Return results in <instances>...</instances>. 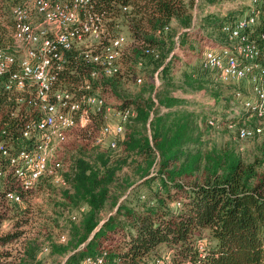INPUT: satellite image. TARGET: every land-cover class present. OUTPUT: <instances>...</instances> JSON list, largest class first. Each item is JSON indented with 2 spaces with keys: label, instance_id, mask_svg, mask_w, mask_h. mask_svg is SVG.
<instances>
[{
  "label": "trees",
  "instance_id": "obj_1",
  "mask_svg": "<svg viewBox=\"0 0 264 264\" xmlns=\"http://www.w3.org/2000/svg\"><path fill=\"white\" fill-rule=\"evenodd\" d=\"M111 1L102 0L99 12L115 19L121 12L119 5L129 4V35L137 44L130 47L124 75L120 69L115 76L101 78L93 89L98 86L99 95L113 97L120 108L132 107L135 116L125 126L115 150L90 149L86 134L74 133L83 143L76 145L67 168H63L66 186H58L59 200L72 211L68 232L53 239L41 227L28 236L22 229L26 219L21 217L15 231L0 234V264H46L40 253L46 254L51 264L62 257H66L64 264H80L84 258L102 253L104 264H142L162 252H170L171 264H264V146L259 145L250 161L242 158L235 145L204 148L198 115L176 109L183 101L166 94L175 86L167 79L173 57L166 61L175 38L180 48L201 39L197 30L188 32L192 26L188 9L182 0H113V7ZM21 2L0 0V17H8L11 30V10ZM230 17L218 24H205L219 34L221 43V28ZM172 20L178 22L181 32L172 28L156 34ZM10 34L0 20V51L12 45ZM148 67L151 70L146 74ZM68 68L59 77L68 85L79 83L89 73L73 52ZM154 72L165 83L160 92L147 82L135 95L122 93L123 77L128 81L138 73L142 79H149ZM204 83L202 78L185 74L181 86L201 90ZM12 109L0 89V134L20 125V120L11 118ZM92 120L101 123L100 115ZM124 168L130 172L123 173ZM132 177L142 180L141 185L132 188ZM45 184L53 183L42 178L36 188ZM142 185L150 189L148 198L135 193ZM21 205L11 208L0 199V222L28 212ZM107 207L111 212L101 221ZM62 235L64 242L59 241ZM14 241H19L21 248L12 255L4 247ZM199 242L203 243L202 250Z\"/></svg>",
  "mask_w": 264,
  "mask_h": 264
},
{
  "label": "built area",
  "instance_id": "obj_2",
  "mask_svg": "<svg viewBox=\"0 0 264 264\" xmlns=\"http://www.w3.org/2000/svg\"><path fill=\"white\" fill-rule=\"evenodd\" d=\"M101 1L22 0L11 10L12 45L0 51V89L13 105L11 118L20 120V125L0 134V199L8 207L23 205L42 178L65 187L63 163L57 157L60 145L69 132L85 131L93 117L106 109L105 99L93 86L120 72L129 39L106 32L105 14L98 7ZM114 4L112 0L111 7ZM236 4L230 12L237 14L221 28L223 43L204 48L200 69L231 87L229 103L236 109H229L234 116L223 126L233 134L237 151L243 154L245 143L264 146V0H238ZM119 7L123 13L131 9L129 4ZM169 30L164 26L156 34ZM72 52L89 73L67 90L59 88V77L69 71ZM154 77L157 83L156 74ZM136 83H141V78ZM134 116L132 107L117 109L115 123L103 124L94 146L115 150ZM207 124L218 128L215 118ZM16 221L3 219L0 234L15 231ZM59 241L64 242L65 237L60 236ZM17 242L4 249L12 253ZM202 247L199 242V250ZM104 257L105 253L86 257L80 264H104ZM142 264H171V254L162 252Z\"/></svg>",
  "mask_w": 264,
  "mask_h": 264
},
{
  "label": "rangeland",
  "instance_id": "obj_3",
  "mask_svg": "<svg viewBox=\"0 0 264 264\" xmlns=\"http://www.w3.org/2000/svg\"><path fill=\"white\" fill-rule=\"evenodd\" d=\"M182 1L188 9V13L191 15L192 26L189 28L190 31L188 32H193V29L195 31L197 30L199 34H201L200 37L203 40L200 39L199 42H194L191 44V46H184L182 48L179 47L178 41L175 42L172 52L170 53L172 54L171 57L173 58L169 68V75L167 76L168 81L171 83L173 82L175 86L169 87L166 94L183 101L176 107V109L190 111L198 115L197 126L201 133L202 144L204 148H221L230 145L237 146V144L232 139L233 134L229 133L223 126L230 115L234 116V114H231L229 109H236L232 103H229L232 100L231 87L220 84L212 75L202 72L200 69V60L202 52L206 46H210L211 44L219 45L222 42L219 40V34L217 35V33H214L212 30H210V28L207 29L205 24H218L220 21L228 17V15L235 16L237 13H231L230 11L236 9V2L238 0H215L214 3H211L209 0ZM131 9L126 13L121 11L119 16L115 19L113 17L107 18V16L104 19V27L107 33L113 36L122 34L129 39V43L125 47L123 57L120 60L122 75H124L125 72L124 68L126 60L129 56L128 54L130 52V47L132 44H137V42L134 40L132 41V38L129 35L127 20L132 18ZM0 20L3 26L9 32H11V26L8 25V17H0ZM169 26L170 29L174 28L180 30L178 22L175 20H172ZM215 41H217V43H215ZM89 44H84V46H89ZM7 47H11V44ZM150 70L151 68L148 67L146 74ZM154 74L155 72L149 79H142L138 73H136L134 78H130L128 81H126L127 79L123 77L121 82L122 93L125 96L135 95L142 87L143 83L147 82L153 83L155 90L160 92L163 88L162 85L165 83L163 82V79L159 77H157L156 83ZM185 74L192 75L198 79L202 78V80L205 82L204 88L201 90H194L182 87L181 85L183 82V76ZM135 78H141V83H134ZM73 86L74 85L71 83L68 85L64 82H61L59 88L71 90ZM95 93L101 95L98 86L95 90ZM152 98L156 103L157 99L155 98L154 94L152 95ZM104 99L106 101V109H104L103 114L100 115L101 123L97 124L94 122V120H92L85 132L82 131L89 139L90 149H94V147L98 148L93 144L94 138L99 134L103 124L112 125L115 123L114 113L120 108V102H118L113 97H104ZM210 118H215L217 120L218 128L208 126L207 121ZM75 132L79 133V136L82 135L81 130H72L67 134L64 143L60 145L57 151V157L63 163V168L65 169L69 164L71 155L74 154L76 145H81L83 143L82 139L80 140L78 137L74 136ZM86 143L87 142H84V145H86ZM258 147L259 145L254 142L245 143L243 145L244 150L242 158L245 161L252 160L258 151ZM129 172V169H123V173ZM123 173L120 174V178L123 177ZM132 180L134 182L132 188L141 185L142 180L136 181V179L133 177ZM45 185L36 188L32 193L29 194L28 197H26L23 203V208H26L28 212L18 213L17 215L19 218L17 217V219H21V217L26 219V224L24 223L25 226L22 227V229H24L28 236H32L33 233L36 232V228L37 230H42L41 227H45V229L50 233L51 237L56 239L58 235L68 232L71 225L69 216L72 211L63 205V203L59 200L58 194L60 192V187L55 184H50L51 186L48 184ZM153 189H156L155 184H153ZM135 193L144 194L148 198L150 196V189H148L145 185H142ZM133 200H135V198ZM110 212L111 209L107 207L106 210L102 212L101 221L106 219ZM17 244L18 245H15V247H11L12 255L18 253L17 249L20 247L19 241ZM162 250L163 249H160L159 252H162ZM39 256L43 263H53L50 259H48L46 254L40 253ZM65 260L66 257L59 258L57 264H64Z\"/></svg>",
  "mask_w": 264,
  "mask_h": 264
},
{
  "label": "crops",
  "instance_id": "obj_4",
  "mask_svg": "<svg viewBox=\"0 0 264 264\" xmlns=\"http://www.w3.org/2000/svg\"><path fill=\"white\" fill-rule=\"evenodd\" d=\"M190 31V30H189ZM178 41V40H177Z\"/></svg>",
  "mask_w": 264,
  "mask_h": 264
}]
</instances>
